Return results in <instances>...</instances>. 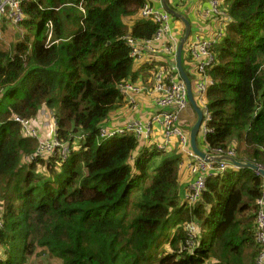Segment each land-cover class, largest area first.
Wrapping results in <instances>:
<instances>
[{"label": "trees", "instance_id": "16d2710c", "mask_svg": "<svg viewBox=\"0 0 264 264\" xmlns=\"http://www.w3.org/2000/svg\"><path fill=\"white\" fill-rule=\"evenodd\" d=\"M146 2L33 0L20 39H0V264H256L264 179L253 169L210 177L202 201L189 207L178 149L140 147L132 134L98 145L99 128L125 103L120 85L147 72L123 39L157 32L140 15ZM228 14L208 71L214 133L210 148L199 146L234 147L236 158L264 164V0H231ZM44 108L55 112L62 142L85 136L66 161L59 153L29 159L38 140L15 117L33 120ZM191 222L199 242L182 249Z\"/></svg>", "mask_w": 264, "mask_h": 264}, {"label": "built area", "instance_id": "2783aa9c", "mask_svg": "<svg viewBox=\"0 0 264 264\" xmlns=\"http://www.w3.org/2000/svg\"><path fill=\"white\" fill-rule=\"evenodd\" d=\"M30 1L33 0H0V22L7 21L13 27L21 26L27 18L24 5ZM207 2L208 6L204 16L216 21L213 35L203 38L196 34L195 40L190 37L191 40L185 48L191 57L192 72L195 74L193 85L195 99L204 113L199 142H204L205 147L210 148L207 137L214 133V130L210 125L213 117L207 106L206 94L215 82L208 75V71L217 63L213 49L225 38L227 26L233 19L223 7L224 0H207ZM140 15L143 19L156 24L157 32L147 40H137L131 36H125L123 39L128 45L129 55L134 60L136 69L144 66L141 64L145 62L156 66L155 79L151 87H143L136 82L126 81L120 85V91L124 95L125 103L132 110L139 109L140 99L145 95L151 97L158 110L147 119H131L118 126H110L108 122L99 128L98 144L101 145L116 137L132 134L139 141L140 147L156 148L164 152L178 149L182 158L181 163H187L192 173V179L184 190L183 198L189 207H194L202 201L208 179L217 174H223L234 166L226 161H206L191 148L190 134L183 127L182 116L188 108L192 107L186 83L181 78L176 64L180 36L176 35L173 28L174 17L164 8H158L149 2L144 4ZM157 57L158 59L155 60ZM15 120L23 124L24 135L38 140L37 150L29 157L30 160L49 159L59 153L62 161H66L73 150L81 148V140L85 138L84 135H79L73 142H62L58 134L56 114L51 116V125H46V121L43 125L41 123L39 128L30 119L15 117ZM156 126L162 129V138L159 140L155 137ZM41 129L43 130L42 136ZM210 154L236 157V150L234 147L228 150L218 148L213 149ZM256 164L264 169V164ZM255 173L260 175L257 171ZM256 204L259 208L256 218V241L260 247L256 264H264V196L257 199ZM186 231L187 240L184 249L185 247L194 248L199 242L201 228L197 223L191 222L186 225ZM3 256L0 249V260Z\"/></svg>", "mask_w": 264, "mask_h": 264}, {"label": "crops", "instance_id": "0c3cea01", "mask_svg": "<svg viewBox=\"0 0 264 264\" xmlns=\"http://www.w3.org/2000/svg\"><path fill=\"white\" fill-rule=\"evenodd\" d=\"M149 1L158 8H164L162 6L161 0H149ZM168 3L172 8H175L177 11L186 15L191 21L192 26H193V32H192L191 37L194 35L192 37V40L193 39L195 40L196 34H198L197 36L203 37V38H209L213 35V30H214L216 21L215 19L211 17L204 16V12L208 6L207 0H168ZM201 12H202V15H201ZM173 19L174 20H172V24H173L174 31L176 35L180 36L181 38L183 35V34L181 35V31H180L181 24H179L176 18H173ZM157 59L158 57L155 58V60ZM183 59H184V55H183ZM183 61H184V66H186L188 72H192L193 65L191 64L190 55L188 58H185V60ZM141 65H146L147 66L146 68L149 67V69L151 70L156 67L153 64L148 65L146 62L142 63ZM140 67L141 66H139L137 69H139ZM142 75L146 77L145 73L140 74V76ZM157 110L158 109L155 103L153 102V100L151 99V97L145 95V96H142L140 99L139 109L132 110L128 104L124 103L123 108L121 107L115 113H113L111 117L109 118L110 120L108 122L110 126H118V125H122L126 123L127 121L131 119H147L150 116H152L154 113H156ZM155 131H156L155 137L158 140L161 139L162 129L159 126H156ZM191 179H189V176L187 179L185 174L183 175L180 174V182L182 186H184V190ZM205 239H209V237H206Z\"/></svg>", "mask_w": 264, "mask_h": 264}, {"label": "water", "instance_id": "95a60500", "mask_svg": "<svg viewBox=\"0 0 264 264\" xmlns=\"http://www.w3.org/2000/svg\"><path fill=\"white\" fill-rule=\"evenodd\" d=\"M161 3L167 12H169L174 18H177L180 21H182V23L185 26V32L180 38L179 45H178L176 64L178 67V71L181 75V78L186 83L190 105L197 115V119L190 130V142H191L192 150L198 156H200L202 159L206 161H215V162L226 161V162H230L231 164H233L234 167L251 168L254 171L259 172L261 177L264 179V169L261 166L255 164L254 162L249 161V160H240L236 157L229 156V155H213V154H210L202 150L201 147L199 146L200 129H201V125L204 119V113L195 99L193 84L183 64V54L185 50V45L192 35L193 26H192L191 21L186 15L182 14L181 12L177 11L175 8H172L169 5L168 0H161Z\"/></svg>", "mask_w": 264, "mask_h": 264}, {"label": "rangeland", "instance_id": "374dc122", "mask_svg": "<svg viewBox=\"0 0 264 264\" xmlns=\"http://www.w3.org/2000/svg\"><path fill=\"white\" fill-rule=\"evenodd\" d=\"M230 3H231V0H229L227 2L224 0L223 7L227 11H228V7H229ZM177 21L179 22V24H181L180 25V31H181V35H182L185 32L184 24L179 19H177ZM2 24L4 26H2ZM0 26H1V28H0V39L2 40V42L5 43L6 46L8 44H12V42L18 41L20 39V34L23 33V28L22 27H20V26L19 27H17V26L13 27L7 21L0 22ZM228 26H227V28H228ZM191 38L186 43V45H185L186 47H187L189 41L191 40ZM188 57H189V53H188L187 49L185 48V50H184V59L183 60H185V58H188ZM183 64H184V61H183ZM156 70H157V68H153L152 70L147 68V70H146L147 72L145 73L146 77L144 75L140 76L139 80H137L136 83H138L139 85H141L143 87H151L153 82H154V79H155L154 76H155ZM52 114H55V112L53 110H51L49 108L48 109L44 108L43 110H41V112L39 113L37 118L32 120V122L38 128L41 127V123L43 125V124H45L44 122H46V121H47L46 125L47 124L51 125V120L50 119H51ZM196 119H197V115L194 112V110L192 108H188V110L182 116V124H183L184 129L187 132H188L187 128H189L191 130V127L195 123ZM42 131L43 130L41 129V131H40L41 132V136L43 135ZM188 133L190 134V131ZM200 144H201V142H200ZM160 161H161V156H158V157H156V158H154L152 160L151 168L149 170L150 176L154 173V170L158 166ZM179 170H180V174L181 175L185 174L187 179H188V176H189V179L192 178V173H191L187 163H185V162L181 163L180 167H179ZM148 182H149V179H148ZM164 246H166L165 249L167 250L168 249V245L166 243H164ZM3 249H1V250H3ZM161 249H162V247H161ZM182 249H184V246H182ZM193 249L194 248H192V250ZM154 250L156 251V248ZM159 252H161V250ZM2 253H4V250L2 251ZM159 259H160V257L158 256V258L155 261L157 262ZM55 262H57V260L55 258H46V259L40 260L38 263L35 262V264H51V263H55Z\"/></svg>", "mask_w": 264, "mask_h": 264}, {"label": "clouds", "instance_id": "9594fccd", "mask_svg": "<svg viewBox=\"0 0 264 264\" xmlns=\"http://www.w3.org/2000/svg\"><path fill=\"white\" fill-rule=\"evenodd\" d=\"M117 138V137H116ZM112 140H110V141H108V142H106V143H103V144H101V145H104V144H107V143H109V142H111ZM200 143V142H199ZM98 145H100V144H98ZM256 164V163H255ZM261 176V175H260ZM200 234H201V232H200ZM4 255V254H3ZM5 259V255L3 256V259H1L2 261Z\"/></svg>", "mask_w": 264, "mask_h": 264}, {"label": "bare ground", "instance_id": "6f19581e", "mask_svg": "<svg viewBox=\"0 0 264 264\" xmlns=\"http://www.w3.org/2000/svg\"><path fill=\"white\" fill-rule=\"evenodd\" d=\"M85 36V35H84ZM94 38V37H93ZM79 60V59H78ZM246 180V179H245Z\"/></svg>", "mask_w": 264, "mask_h": 264}]
</instances>
